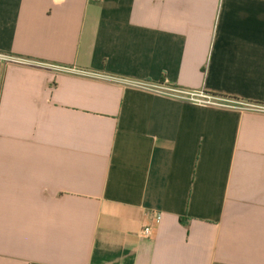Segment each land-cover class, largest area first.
<instances>
[{
    "label": "crops",
    "instance_id": "crops-1",
    "mask_svg": "<svg viewBox=\"0 0 264 264\" xmlns=\"http://www.w3.org/2000/svg\"><path fill=\"white\" fill-rule=\"evenodd\" d=\"M0 55V264H264V111L130 85L264 107V0H0Z\"/></svg>",
    "mask_w": 264,
    "mask_h": 264
},
{
    "label": "built area",
    "instance_id": "built-area-1",
    "mask_svg": "<svg viewBox=\"0 0 264 264\" xmlns=\"http://www.w3.org/2000/svg\"><path fill=\"white\" fill-rule=\"evenodd\" d=\"M0 60L12 61V62L22 63V64L27 63L26 61L21 60V59L9 58V57H5L2 55H0ZM51 67L56 72L85 75L83 72H80L74 69H69V68H65L61 66H51ZM130 85H134V87L141 88V89H144V90H147V91H150V92L162 95V96H166L169 98L185 100L197 106H211V107L228 108V109L249 108V109H254L258 111L259 110L264 111V107L246 105L242 102L213 96L203 91H189V90L169 87L166 85H151V84H146V83L132 84L130 82ZM153 220L157 222L159 220V215L155 214L153 216ZM142 234L145 237H150L152 235V227L146 226L143 229Z\"/></svg>",
    "mask_w": 264,
    "mask_h": 264
}]
</instances>
